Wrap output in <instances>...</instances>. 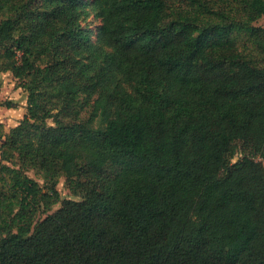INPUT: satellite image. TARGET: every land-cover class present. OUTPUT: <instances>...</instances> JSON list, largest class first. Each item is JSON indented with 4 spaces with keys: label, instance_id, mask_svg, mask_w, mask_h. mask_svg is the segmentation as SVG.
<instances>
[{
    "label": "trees",
    "instance_id": "obj_1",
    "mask_svg": "<svg viewBox=\"0 0 264 264\" xmlns=\"http://www.w3.org/2000/svg\"><path fill=\"white\" fill-rule=\"evenodd\" d=\"M260 20L264 0H0L26 93L0 124V264H264Z\"/></svg>",
    "mask_w": 264,
    "mask_h": 264
},
{
    "label": "rangeland",
    "instance_id": "obj_2",
    "mask_svg": "<svg viewBox=\"0 0 264 264\" xmlns=\"http://www.w3.org/2000/svg\"><path fill=\"white\" fill-rule=\"evenodd\" d=\"M257 26L264 27V20H260L257 23ZM18 84L19 82H17L10 73H0V124L6 133L9 132L10 129L16 127L26 114V93L18 87ZM6 103H11L14 108L7 109L5 107ZM27 176L37 182L40 186L44 185L43 174L28 171ZM56 189L59 193L60 201L81 200L80 197H76L71 194L69 189L65 186V179L63 177L59 178ZM59 208L60 203L53 206L51 212H48L47 214H52ZM44 218V215H40L38 217V221Z\"/></svg>",
    "mask_w": 264,
    "mask_h": 264
}]
</instances>
